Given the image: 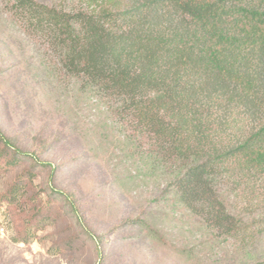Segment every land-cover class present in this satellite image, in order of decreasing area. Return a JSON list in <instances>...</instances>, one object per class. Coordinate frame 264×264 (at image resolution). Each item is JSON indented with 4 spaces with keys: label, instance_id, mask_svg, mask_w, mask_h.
<instances>
[{
    "label": "trees",
    "instance_id": "16d2710c",
    "mask_svg": "<svg viewBox=\"0 0 264 264\" xmlns=\"http://www.w3.org/2000/svg\"><path fill=\"white\" fill-rule=\"evenodd\" d=\"M1 1L47 73L101 104L212 237L244 249L264 238V0ZM40 154L0 127V180L15 174L0 204L27 228L57 226L65 210L81 223L54 181L61 166ZM44 175L47 189L18 205Z\"/></svg>",
    "mask_w": 264,
    "mask_h": 264
},
{
    "label": "rangeland",
    "instance_id": "374dc122",
    "mask_svg": "<svg viewBox=\"0 0 264 264\" xmlns=\"http://www.w3.org/2000/svg\"><path fill=\"white\" fill-rule=\"evenodd\" d=\"M51 4L53 0H39ZM72 1H68L70 6ZM0 0V127L54 165L58 189L77 200L57 226L27 228L0 204V264H254L264 238L246 249L215 239L166 190L168 177L132 156L106 109L71 79L50 76ZM15 174L0 180L4 195ZM49 176L18 192L46 190ZM45 199L44 195H40ZM18 210H25L19 209ZM135 220L141 223H132ZM83 224V226H82ZM86 225V228L84 227ZM87 231V233L82 230ZM73 237L69 249L55 245Z\"/></svg>",
    "mask_w": 264,
    "mask_h": 264
}]
</instances>
